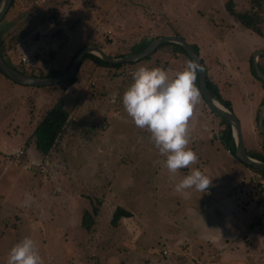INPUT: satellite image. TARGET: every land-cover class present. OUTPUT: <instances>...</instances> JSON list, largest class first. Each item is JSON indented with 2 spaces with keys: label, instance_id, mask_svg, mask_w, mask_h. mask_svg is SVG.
I'll list each match as a JSON object with an SVG mask.
<instances>
[{
  "label": "rangeland",
  "instance_id": "374dc122",
  "mask_svg": "<svg viewBox=\"0 0 264 264\" xmlns=\"http://www.w3.org/2000/svg\"><path fill=\"white\" fill-rule=\"evenodd\" d=\"M37 1L19 0L1 22L0 28L6 33L17 26L21 31L19 49L7 54L8 62L18 70L27 65L36 69L42 59L52 55L59 57V65L65 64L76 48L67 47L66 54H55L61 42L75 34L86 36L93 29L100 32L101 46L110 55L129 53L133 45L157 35L174 34L197 48L202 44L201 57L250 54L255 45L264 48V36L241 25L227 6L231 1L235 12H244L249 9V0ZM30 5L39 8L34 10ZM83 11L87 24L82 22L83 16L79 17ZM79 23L82 29L72 35ZM58 28L63 30L62 38L52 36ZM169 51L166 47L154 52L151 58L127 66L126 70L97 67L85 59L79 65L76 81L64 89L14 82L4 86L0 74V264H7L10 249L26 236L36 241L44 264H177L178 258H182L178 263L189 264L186 257L214 251L215 246L203 238L193 220L205 211L203 217L223 222L222 212L217 215L218 209L209 206L203 196L211 199L221 188L230 186L235 174L227 170L224 161L231 156L219 146V156L224 161H218L216 167L198 155L197 164L172 174L150 133L137 128L122 105L123 93L132 83L131 73L139 66L166 67L168 62L169 68L172 62L167 71L173 77L180 62L175 58L170 61ZM228 62L236 71L234 61L229 58ZM100 90L103 97L97 99ZM248 94L244 102V97L237 95L238 100H232L234 105L230 103L245 139L248 127L251 129L250 120L243 114L247 109L237 107L235 102L251 106ZM59 96L71 113L70 122L55 148L44 155L32 142H25ZM200 108L205 109L202 101L190 122L192 144L188 146H195L197 151L208 145L206 126L210 125L204 115L200 116ZM21 146L26 155L15 156ZM31 152L41 155L40 159L30 161ZM42 156L48 158L44 160L46 172L25 169L28 161L34 167L37 161L43 164ZM192 169L203 171L212 178L211 183L214 180V186H209L212 191H175L176 184ZM117 205L129 210L131 217L113 226L110 219ZM93 206H98V216L90 230H83L82 211ZM192 211L194 215L189 218ZM253 212L259 213L254 206ZM195 223L199 224L198 218ZM222 235L218 238L223 241ZM222 241L215 245L220 247ZM244 256L258 258L257 264H264V233L247 245Z\"/></svg>",
  "mask_w": 264,
  "mask_h": 264
},
{
  "label": "crops",
  "instance_id": "0c3cea01",
  "mask_svg": "<svg viewBox=\"0 0 264 264\" xmlns=\"http://www.w3.org/2000/svg\"><path fill=\"white\" fill-rule=\"evenodd\" d=\"M35 2L38 3L37 0H35ZM248 30L251 31L250 29ZM251 32L255 33L253 31ZM241 34L248 35L245 33ZM261 36H264V30L263 35ZM251 37L252 36H247V39H250ZM201 46L202 44H200V47H198V51L203 53L204 47ZM260 46L261 45L252 46L250 48V54H224L225 56L223 54H202L203 57L198 54L199 58L202 59L207 77L216 86L220 96L224 100L228 101L229 103L232 102L234 105L232 100H238V97H236L237 95L239 97L243 96L244 98H241V102H244L245 95L249 93L248 96H250V103L252 104L251 106L247 105L246 103L236 102L235 105L240 108L242 107L245 110L247 109V112H243V114L246 115L250 120L251 129L248 127V135L246 139L243 133L242 137L247 153L252 155H262L264 153V149L262 147L264 138L258 129L256 120L258 109L261 108L264 102V88L262 83L253 76L250 70L253 59L251 53L258 49L264 50V48H261ZM263 56L264 55L261 54L256 58V61L262 71L264 70ZM182 58H184L183 54H179V57L177 58V60L180 62V64L178 63L177 65L179 70L175 71L173 76L178 71L183 70L186 66L181 65ZM229 58L234 61L235 67L237 69L236 71H234L232 67L230 68L228 62ZM170 61H172V59ZM171 66L172 62L170 63L169 68ZM162 68L169 70L167 66ZM1 81L4 86L11 85L12 83L6 78H3ZM235 92H238L239 94L236 95ZM79 110H81V108ZM198 112L200 113V116L204 115L203 119L206 118L205 120L210 123V125L206 126L209 136L206 138L205 142H207L208 145L205 146L203 150L198 149V151L196 150L197 148L195 146L190 148L195 149V152L198 155L203 156L205 158L206 164L211 162L214 167H216L217 163L224 161H221L219 156L221 151L219 146L223 147L225 153H228L231 156L224 161L227 164V170L233 172L235 175L230 180V186H227V188H221L222 190L218 191L219 194L214 195L211 199L206 197V195L203 196V198H205V202H207L209 206L211 204L218 209L215 212L217 215L219 214L218 211L222 212L223 222L217 223L203 217L205 211L201 212V216H194L195 219L198 218L199 220V224H197L195 223L194 219V225L199 226L201 233L204 235L203 238H206L209 243L215 246L214 251H209L207 254L200 252L196 255V258L186 257V260L189 262V264H257L259 261L258 258L245 257L244 254L246 252L247 245L253 240L260 239L261 233H264V188L260 182L262 177H260L258 173L254 172L246 164H243L237 160L235 157V142L233 144L234 154H232L228 147H224L222 145L217 137V132L220 129L218 118H216V116H214L206 107L205 109L200 108ZM193 132L195 133L194 128ZM254 144L256 146L253 148ZM19 150L24 152V156L26 155L25 147L21 146L15 152V156H20L18 155ZM28 157L30 158V161H34L35 158L40 159L41 155H36L34 152H31V154H28ZM46 159H48L47 156L43 157L41 160L43 163L42 166H47L44 163V160ZM30 161L26 162L25 169H27L26 166L28 164H31ZM38 163L39 161H37L36 164ZM211 186H214V180L211 183ZM208 191H212L210 187L208 188ZM253 206L257 208L259 215L253 212ZM226 212L227 218L224 220V214ZM192 215H194L193 211L190 213L189 218H191ZM203 220L210 221L211 224H206ZM253 222L254 224H252ZM222 234H224V236ZM220 235L223 236V241L222 238H218ZM221 241L222 244L220 247H217L215 244H218ZM177 260L180 262L182 258H178ZM178 262L177 264H183V262Z\"/></svg>",
  "mask_w": 264,
  "mask_h": 264
},
{
  "label": "clouds",
  "instance_id": "9594fccd",
  "mask_svg": "<svg viewBox=\"0 0 264 264\" xmlns=\"http://www.w3.org/2000/svg\"><path fill=\"white\" fill-rule=\"evenodd\" d=\"M203 66L189 60L182 71L170 77L161 67L139 66L132 72V83L124 91L122 105L134 125L150 133V139L161 156L166 157L167 170L175 174L199 161L191 143V120L201 103V90L196 86L197 72ZM210 179L200 169H192L175 186L180 193L195 189L208 190ZM7 264H44L36 241L26 236L9 251Z\"/></svg>",
  "mask_w": 264,
  "mask_h": 264
},
{
  "label": "trees",
  "instance_id": "16d2710c",
  "mask_svg": "<svg viewBox=\"0 0 264 264\" xmlns=\"http://www.w3.org/2000/svg\"><path fill=\"white\" fill-rule=\"evenodd\" d=\"M17 2H18V0L12 1V3L10 5V7L8 8L6 14L8 13V11L10 9H12L14 7L15 4H17ZM230 4H231V1H229L227 3V6H228V9H229L231 15L235 18V20H237L240 24H242L247 29H250L251 31H253L259 35H263V30H264V0H249V5H250L249 9L245 10L244 12H235L232 9V7H230ZM30 6L32 9H34L33 5H30ZM37 8H39V6L36 7L34 10H36ZM84 13L85 12L83 11V14L79 17L83 16L81 20L85 24L86 22H84V19H85ZM6 14L4 15L3 19L5 18ZM49 17L51 19V16H47V18H49ZM97 17H100V16L97 14ZM88 18H89V16H88ZM2 20L0 21V26H1ZM80 25H81V23L78 24L79 28H77L75 26L76 31L73 30L72 35L77 33L78 31H80L82 29ZM7 27H8V25H7ZM20 34H21V31L19 29V26L14 27L8 33H6L4 28H0V55L3 57L5 62L13 68H15V67L10 62H8L7 54L13 50L19 49V46L22 43L21 39H20L21 38ZM62 34H63L62 28H58L57 30L54 31L52 36L55 38H62ZM156 37H159V36L157 35L155 37L150 38V41ZM101 41L102 40H101L100 32L98 30H94V29L92 30V32H89L86 36L82 35L81 37H77V34L73 35L72 37L67 36V37H65L64 41L61 42L62 45L60 44L58 50L55 52V54H57L58 52H60L62 54H66L67 53V49H66L67 47H75L76 48V50L71 54L70 58L66 61L65 64L59 65L58 64L59 57L52 55L48 59H42L41 63L39 65H37L36 69H34L31 65H27V68L24 67V70H19V71L24 73V74H27L30 76H37V77L55 76L57 74L64 72L65 70H67L69 68V66L72 64V61L74 60V58L76 57V55L80 51V49H82L85 46H89V45H97V46H100L102 48ZM150 41L147 40L143 43L138 42L137 44H135V46L133 45L130 48L129 53L141 51ZM166 47L170 48V51L168 52L170 60L173 58L177 59L179 57V54H183V56H184V58H182V61H181L182 65L184 64L185 59H186V62L190 60L189 57L187 56L186 52L184 51V49L179 44H176V43L164 42L161 45H159L154 52L164 51ZM192 47L195 49L196 53L199 54L198 48L195 45H192ZM129 53L115 54V55L109 54V55L112 57H121V56H124V55L129 54ZM152 54L144 57L141 60H147V59L151 58L150 56ZM85 59L90 60L93 63V65H95L97 67H103V68H107V69L113 68L115 70H117V69L126 70L127 66H130V65L140 61L139 60L136 62H125V63L111 64V63L104 61L103 59L99 58L98 56H96L94 54H87L83 57L81 63ZM201 61H202V59H201ZM19 62L21 64H24V62H21V60H19ZM156 64H157V62H156ZM165 65L167 66L168 62H166ZM163 67H165V66H163ZM34 70L35 71L38 70L37 71L38 73H36V72L34 73ZM250 70H251V73L253 74V76L262 83V86L264 88V81L260 80L257 77V75L255 74L252 63L250 66ZM77 71H78V69H77ZM205 72H206V70H205ZM116 73L114 74V72H113L112 74L116 75ZM0 74L4 78L10 80L11 82L19 84V83L15 82L14 80L10 79L6 74L3 73V71L1 69H0ZM76 74H77V72L75 73V75L70 80L56 84V85L61 87V89H64L67 85L74 83L76 81ZM206 79H207V85H208V88L210 90L212 97L214 99H216L219 103H221L223 106H225L227 109L232 111L230 108V103L228 101L224 100L220 96L216 86L210 81V79L207 77V75H206ZM195 84L198 87L197 79L195 81ZM26 86H30V85H26ZM97 92H99V93H97L98 97L96 96L97 99H102L103 93H101V90L97 91ZM201 97H202V102L204 103L205 107L209 110V108L207 107V105L203 99L202 94H201ZM263 104H264V102H263ZM209 111L214 116H216V118H218V120H219L220 129L217 132L218 139L220 140V142L222 143V145L224 147H228V149L232 152V154H234V145H233L234 139L232 136L231 127H230L229 122L227 120H225L223 117H220V116L214 114L211 110H209ZM70 116H71L70 111L64 107L63 99L61 96H59L57 98V100L55 101V103L51 104L45 110V112L41 116L40 120L36 124L35 128L33 129V132L29 135V137L27 138L28 140H26L25 143H28L27 141L32 142L37 151H39L41 154L47 155L52 149L55 148L56 144L64 136V133L66 132V126L70 122V120H69ZM256 120H257V116H256ZM262 147L264 149V143H263ZM249 155L251 157L258 159V160L264 161V153L262 155H252V154H249ZM20 156H24L23 151H22V154H20ZM42 165L43 164H39L38 168L36 167L35 169H30V170H35V171L40 170V167H44ZM247 166L249 168H251L254 172L258 173L260 175V177H264V171L257 169V168H254V167L249 166V165H247ZM26 168H27V166H26ZM82 212H83V214H82V217L80 220L81 221L80 226L83 227L82 228L83 230L88 231L94 225L95 219L98 216L99 208H98V206L97 207L93 206V208L91 210H85L84 209ZM129 217H131V212L129 210H127L126 208H124L123 206L117 205L112 212L110 224L113 226H117L120 223V219L129 218ZM252 224H254V222ZM110 262L111 261H106V264H109ZM102 264H105V262Z\"/></svg>",
  "mask_w": 264,
  "mask_h": 264
},
{
  "label": "water",
  "instance_id": "95a60500",
  "mask_svg": "<svg viewBox=\"0 0 264 264\" xmlns=\"http://www.w3.org/2000/svg\"><path fill=\"white\" fill-rule=\"evenodd\" d=\"M12 1L13 0H0V21L3 19ZM164 42L179 44L184 49L190 60H196L200 65L203 66L204 70L202 72L200 71L197 72L198 88L201 90V94L209 110H211L214 114L223 117L225 120L229 122L235 142V157L243 164L264 171V161L251 157L247 153L242 137L240 122L237 119V117L233 114L232 111L227 109L225 106H223L221 103H219L216 99L212 97L207 85L204 65L201 59L199 58L198 54L196 53L195 49L188 41H186L184 38L180 37L179 35L174 34V35H165V36L156 37L152 39L141 51L131 52L121 57H112L107 52H105L100 46L97 45L85 46L82 49H80V51L77 53L76 57L72 61V64L69 66L67 70H65L60 74L50 77H37V76H30L24 74L19 70L11 67L9 64H7L1 55H0V69L10 79L14 80L15 82L21 85H31V86L56 85L70 80L77 72V69L83 57L87 54H94L111 64L136 62L152 54L156 50V48ZM261 54L264 55V50L258 49L253 52L252 65L257 77L260 80L264 81V72L261 70V68L259 67L256 61V58ZM257 126L264 138V104L261 106V108L257 113Z\"/></svg>",
  "mask_w": 264,
  "mask_h": 264
},
{
  "label": "built area",
  "instance_id": "2783aa9c",
  "mask_svg": "<svg viewBox=\"0 0 264 264\" xmlns=\"http://www.w3.org/2000/svg\"><path fill=\"white\" fill-rule=\"evenodd\" d=\"M21 60L22 61H25V58L24 57H21ZM20 154H22V150H19L18 151V155H20ZM36 167L38 168L39 167V164H37L35 167L32 164H28L27 165V169H29V170L30 169H35ZM40 171L41 172H46L47 170L44 167H40ZM260 182H261L262 187L264 188V177L261 178V181Z\"/></svg>",
  "mask_w": 264,
  "mask_h": 264
}]
</instances>
